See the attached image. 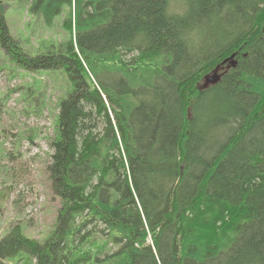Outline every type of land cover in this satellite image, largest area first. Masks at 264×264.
Wrapping results in <instances>:
<instances>
[{
	"label": "trees",
	"instance_id": "obj_1",
	"mask_svg": "<svg viewBox=\"0 0 264 264\" xmlns=\"http://www.w3.org/2000/svg\"><path fill=\"white\" fill-rule=\"evenodd\" d=\"M64 7L67 39L30 55L0 0L1 46L71 83L47 166L55 226L38 241L14 224L0 264H264V0H30L27 12L51 27Z\"/></svg>",
	"mask_w": 264,
	"mask_h": 264
},
{
	"label": "rangeland",
	"instance_id": "obj_2",
	"mask_svg": "<svg viewBox=\"0 0 264 264\" xmlns=\"http://www.w3.org/2000/svg\"><path fill=\"white\" fill-rule=\"evenodd\" d=\"M29 2L3 0L4 17L20 50L36 55L67 39L61 26L66 8L47 27L27 12ZM70 88L62 69H23L0 44V237L18 224L26 236L44 241L55 226L60 198L52 191L47 166L58 103ZM95 245L103 246L100 237L93 240V250ZM25 261L24 255L5 260L29 264Z\"/></svg>",
	"mask_w": 264,
	"mask_h": 264
},
{
	"label": "water",
	"instance_id": "obj_3",
	"mask_svg": "<svg viewBox=\"0 0 264 264\" xmlns=\"http://www.w3.org/2000/svg\"><path fill=\"white\" fill-rule=\"evenodd\" d=\"M218 78H219V75L217 73V70H215L212 73L207 74L205 76V84L214 83V82H216L218 80Z\"/></svg>",
	"mask_w": 264,
	"mask_h": 264
},
{
	"label": "bare ground",
	"instance_id": "obj_4",
	"mask_svg": "<svg viewBox=\"0 0 264 264\" xmlns=\"http://www.w3.org/2000/svg\"><path fill=\"white\" fill-rule=\"evenodd\" d=\"M218 69V68H217Z\"/></svg>",
	"mask_w": 264,
	"mask_h": 264
}]
</instances>
